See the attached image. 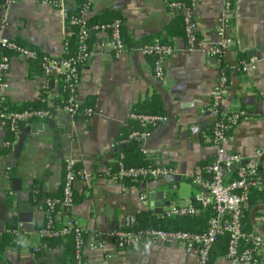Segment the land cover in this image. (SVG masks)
<instances>
[{"label": "crops", "instance_id": "0c3cea01", "mask_svg": "<svg viewBox=\"0 0 264 264\" xmlns=\"http://www.w3.org/2000/svg\"><path fill=\"white\" fill-rule=\"evenodd\" d=\"M82 1L64 0L69 11H76ZM89 2L87 18L108 20L118 16L128 46L116 57L107 45L106 33L91 36V56L82 64L76 86V98L84 108L92 109L91 117L70 116L61 108L63 96L58 78L53 76L51 87L43 90L45 78L41 70L9 56L6 85L0 87V111L7 107L16 111L37 108L51 111V117L23 126L21 132L27 129V139L15 163L14 150L5 147L10 136L0 126L1 260L11 264H64L65 241L54 247L43 245L38 230L45 221L44 202L60 193L64 162L72 160L80 172L73 183L77 202L63 212L59 221L63 224L74 220L84 228V264H197V253H186L181 246L144 242L137 248L120 250L109 234L139 226L140 216L160 219L168 207H163L161 214L153 213L148 198L151 194L162 198L161 192L167 191L172 205L184 204L202 191L193 180L208 179L205 167L213 161L215 149L204 139L216 116L201 110L210 103L220 74L226 73L227 77L220 111L245 112V117L227 132L224 148L244 160L256 149L264 148V0H234L229 14L223 9V0H198L190 13L197 34L193 46L187 45L185 36L176 34V25L174 35L172 23L182 11L169 8L166 0ZM227 15L224 36L232 44L223 50L218 61L208 57L207 52L218 40L217 29L225 25ZM74 35L61 13L41 0H14L5 19L0 21V36L51 57L65 56L69 51L67 43L74 41ZM159 38H166L173 50L163 61L162 79L153 75L151 60L136 47ZM243 54L249 59L257 58L255 69L240 70L241 60H245L240 58ZM154 95L160 115L166 116L167 121L150 128L151 135L145 144L147 154H142L136 145L135 150L125 154L119 146L127 143L119 135L129 124L127 115L141 112L142 104ZM120 154L128 166H140L145 161L172 167L175 174L158 180L127 181L121 186L105 173ZM258 165L262 186L257 189L264 192V155ZM178 176L181 179L176 182L174 178ZM14 178L19 181L12 182ZM29 186H33L34 195L31 222L19 227L10 223L18 217L12 207L16 199L25 201L24 192ZM18 188L21 193L14 191ZM143 195L146 200H141ZM245 224L250 232L264 238V197L249 209ZM11 229L15 230L12 241L7 234ZM20 236L31 241L26 249L16 244ZM101 238L106 239L104 248H91ZM211 264L235 263L219 255Z\"/></svg>", "mask_w": 264, "mask_h": 264}, {"label": "built area", "instance_id": "2783aa9c", "mask_svg": "<svg viewBox=\"0 0 264 264\" xmlns=\"http://www.w3.org/2000/svg\"><path fill=\"white\" fill-rule=\"evenodd\" d=\"M59 11L66 23L76 28L77 49L71 57H51L44 55L39 57L36 50L23 47L13 40L0 36V87L6 85L5 73L9 69V56L4 52H10L19 59L29 62L40 59L41 72L45 78L41 88L48 90V81L53 76H60L64 83L63 92L68 97L61 105L62 110L70 116L76 117L83 114L91 117L92 109L84 108L76 98V86L79 81L80 66L91 56L88 41L91 33L104 32L108 35V47L116 57L126 51L121 33V21L114 20L108 24H93L87 22V15L90 13L91 5L85 0L79 8L78 14L73 16L69 13L64 0H41ZM14 0H3L0 2V21H3ZM198 4V0H191L188 10L184 13V33L188 46H193L197 41L196 27L191 19V11ZM169 8L178 9L180 4L170 3ZM223 9L226 14L232 11L229 0H223ZM228 15L225 17V25L217 29L218 40L207 52V56L220 60L223 50L228 48L232 41L225 38L224 29L228 22ZM145 57L152 58L153 75L162 79L164 77V59L172 53V47L165 44H146L138 48ZM258 60L256 57L249 59L242 69L253 70ZM227 90V77L220 74L218 86L214 88L211 101L203 105L202 112H210L216 116L210 133L205 137V143L215 149L213 161L205 167L208 179L201 177L193 180L195 184L203 189L193 198L184 204H170L162 213V217L171 218L178 216H195L200 209H210L213 213L208 220L207 228L202 232H187L163 230L154 227L139 229H116L109 234V238L115 243L118 249L137 248L144 242L162 243L181 246L186 253L195 251L198 256L197 264H207L209 253L221 236L227 237V250L225 257L235 264H263L264 238L253 232H245L242 229L243 211L247 208L248 197L252 189L262 186L259 174L258 162L264 155V148L255 150L252 156L244 160L239 154L227 152L223 146L227 132L235 127L245 117L243 110L221 112L220 104ZM51 117V111L43 109H24L20 111H0V126L5 127L10 139L5 147L14 150L20 136V126L32 120H44ZM130 120L137 121L141 127L155 128L167 121L164 115L136 114L130 112L127 115ZM150 130H137L131 132L123 143H135L139 146L142 154H147L145 144L149 139ZM75 163L72 160L64 162V173L62 180L61 198L45 200V221L44 226L38 230L40 238H59L73 233L75 242V262L81 264L82 251L84 247V228L74 220H67L60 227L54 226L53 211L60 207L67 212L73 205L74 191L73 183L80 175L74 169ZM115 169L105 171L106 175L123 186L127 181L158 180L175 174V169L167 166H154L146 163L142 166H128L120 154L115 162ZM143 195L141 200H146ZM14 230H8L13 233ZM106 239H98L91 244L93 249H103Z\"/></svg>", "mask_w": 264, "mask_h": 264}, {"label": "trees", "instance_id": "16d2710c", "mask_svg": "<svg viewBox=\"0 0 264 264\" xmlns=\"http://www.w3.org/2000/svg\"><path fill=\"white\" fill-rule=\"evenodd\" d=\"M3 0H0V2H2ZM85 0L82 1V4L84 3ZM167 5H169L170 3H178L180 4V7L177 9L178 11H182V14L178 15L176 17V19L174 20V23H172V28L174 30V35H175V25L177 27L176 29V34L179 35H183L185 36L184 33V13L186 10H188V7L190 6L191 0H166ZM231 7H233L234 4V0H229ZM81 4V5H82ZM81 5L78 7V9L76 11H69V13L73 16H76L78 14L79 8L81 7ZM116 17L118 16H114L113 18H110L108 20H101L98 19V17H88L87 18V22L89 25H93V24H108L111 23L114 20H120V19H116ZM121 21V20H120ZM68 24V23H67ZM69 25V24H68ZM71 28H73L74 30V41H72L71 43H67L68 45V53L65 56H62L64 58L67 57H71L75 55L76 49H77V34H76V28L69 25ZM121 33H122V39H123V43H126V36L124 35L123 32V28H122V22H121ZM95 33L98 32H93L91 33L90 37H89V41H88V46H89V42L91 40V36ZM176 35V36H177ZM14 41V40H13ZM16 42V41H14ZM17 43V42H16ZM165 44V45H169L168 40L165 38H159L158 40H146L144 42H142L139 46H136L137 48H139L142 45H146V44ZM19 44V43H17ZM21 45V44H19ZM23 47H26L24 45H21ZM126 49L128 50V46H126ZM29 48V47H26ZM31 49V48H29ZM132 49V48H130ZM35 50V49H33ZM37 51V50H36ZM6 53L8 56L13 55L10 52H4ZM39 57H42L46 54L41 53L40 51H37ZM149 60H151L152 62V58L148 57ZM241 59L245 58V60H241V64H240V70L242 69L243 65L248 62L249 58L247 56V54H243L240 56ZM243 61V62H242ZM31 65H35L37 66V68L39 70H41V62L40 59H37L35 61H29L28 62ZM243 63V64H242ZM81 68V66H80ZM226 74V73H225ZM55 78H58L60 80V89H61V93L63 96V102L64 100L68 97V94H66V92H63V88H64V83L62 82V78L60 76H54ZM51 82L50 80L48 81V86L49 88L51 87ZM156 95L150 97V99H148L147 101H145L142 105L144 106V109H142L141 112H133L136 114H148V115H160L162 112L160 110V105L159 102L157 101V98L155 97ZM4 99V98H3ZM2 99V100H3ZM5 100V99H4ZM3 100V104L5 106H7V103H5ZM63 102L61 103V105L63 104ZM83 107V106H82ZM8 108V109H7ZM6 110H12V109H16V108H9L7 107ZM21 108H25V107H21ZM31 109H37V108H31ZM22 110V109H20ZM24 110V109H23ZM129 120V124L126 126L125 129L122 130V133L119 135L120 139H126L128 137V135L133 132V131H137V130H150L149 127H141L137 121L134 120ZM28 123V122H27ZM26 123V124H27ZM24 124V125H26ZM20 126V130H22L23 126ZM8 132V131H7ZM136 146H138L135 143H127L125 144V146H119L120 150L123 151L125 154L128 151H133L136 149ZM147 162L142 161L139 163L140 166H142V164H146ZM75 171L77 170V166H74ZM111 171L113 172L115 169V166L110 167ZM64 172V170H63ZM62 188V186H61ZM62 196V189L60 191V193H58L56 196H51L49 197L50 199H56V198H61ZM264 197V192L262 189H252L249 197H248V202H247V208L243 211V217H242V229L245 232H250L248 225L245 224V217L249 211V209L251 207H253L256 202L259 200H262V198ZM192 198V197H191ZM76 198H73V204L76 203ZM44 209L46 210V205L44 202ZM63 212L64 210L60 207H56V209L53 211L52 215H54V226L55 227H60L61 226V222L59 221V219H63ZM213 213L210 209H200V212L195 215V216H178V217H171V218H165V217H161L160 219H153V218H146L144 216H140V224L139 226L135 227V228H130L128 230H133V229H139V228H145V227H154V228H158V229H163V230H173V231H187V232H202L207 228V223L208 220L212 217ZM77 222V221H75ZM78 223V222H77ZM79 224V223H78ZM44 226V223L42 224V226L39 228L41 229ZM12 230V229H11ZM15 231V230H14ZM8 235H10V239L11 241L14 240L15 237V232L13 233H7ZM43 245H46L48 247H54L56 245H58L59 243H63V241H65L64 245L66 247L65 250V255H64V264H74L76 258V252H75V242H74V235L73 233H69L68 235L64 236V237H59V238H40ZM84 239H85V232H84ZM227 250V237L226 236H221L218 238V240L216 241V243L214 244V246L212 247L210 253H209V258L207 261V264H211L212 259H214L215 257L219 256V255H225ZM0 264H4L1 260L0 257ZM38 264H42V263H38ZM81 264H84L83 261V256L81 258Z\"/></svg>", "mask_w": 264, "mask_h": 264}, {"label": "water", "instance_id": "95a60500", "mask_svg": "<svg viewBox=\"0 0 264 264\" xmlns=\"http://www.w3.org/2000/svg\"><path fill=\"white\" fill-rule=\"evenodd\" d=\"M27 129L23 132L20 133V136L18 138V141L15 145L14 151H13V162H17L20 154L22 152V149L24 147L25 141L27 139ZM57 140V139H56ZM181 178L175 177L174 180L178 182ZM18 182L19 179L14 178L12 182ZM174 186H169V190H172ZM38 190H42L41 186L38 187ZM17 193H21V188L15 189L14 190ZM162 198H159L158 194H151L148 198L149 201L152 202L153 205V213L155 214H161L162 213V208L163 207H169L170 205V200L167 199V191H162ZM24 194H26L25 201L22 199H16V204L12 207L13 210H16L18 212V217L17 218H12L10 223L17 224L19 227H21V224L24 223H30L31 220V214H32V208H33V186H29L28 189L25 190ZM158 203V205H157ZM158 208V209H157ZM157 209V210H156ZM4 264H11L10 262L5 261Z\"/></svg>", "mask_w": 264, "mask_h": 264}, {"label": "clouds", "instance_id": "9594fccd", "mask_svg": "<svg viewBox=\"0 0 264 264\" xmlns=\"http://www.w3.org/2000/svg\"><path fill=\"white\" fill-rule=\"evenodd\" d=\"M31 241L25 239L23 236H20L17 240H16V244H18L20 247L22 248H27L29 247Z\"/></svg>", "mask_w": 264, "mask_h": 264}]
</instances>
